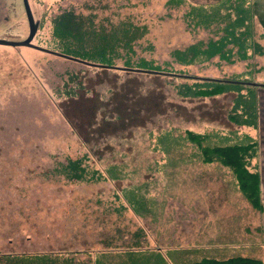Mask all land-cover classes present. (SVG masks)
Instances as JSON below:
<instances>
[{"label": "rangeland", "instance_id": "374dc122", "mask_svg": "<svg viewBox=\"0 0 264 264\" xmlns=\"http://www.w3.org/2000/svg\"><path fill=\"white\" fill-rule=\"evenodd\" d=\"M28 5L37 28L35 46L109 68L0 45V264H162L158 254L127 253L159 249L171 264L183 257L172 250L188 245L195 246V261L208 257L202 249L213 244L264 243V213L251 210L234 170L216 158L209 162L204 151L264 146V89L255 85L264 84V0H28ZM249 7L254 19L248 40L254 47L241 51L229 43L227 57L176 62L175 50L221 40L236 9ZM66 12L78 17L82 32L99 35L62 48L53 37V20ZM125 24L141 34L130 46ZM29 35L24 1L0 0V40L22 42ZM106 42L112 46L104 52ZM222 82L228 87L220 95H184L188 88ZM260 99L259 106L246 108L244 102ZM254 156L256 149L252 172ZM69 162L83 168L75 170ZM12 173L14 186L2 183ZM143 178L152 191L139 204L121 183ZM146 204L152 213L140 216L135 207ZM138 229L148 235L143 249L126 248ZM242 253L232 247L221 255ZM15 254L49 258L24 263L9 258Z\"/></svg>", "mask_w": 264, "mask_h": 264}, {"label": "trees", "instance_id": "16d2710c", "mask_svg": "<svg viewBox=\"0 0 264 264\" xmlns=\"http://www.w3.org/2000/svg\"><path fill=\"white\" fill-rule=\"evenodd\" d=\"M237 10V21L230 22L227 27L224 29L226 36L223 37L219 41L212 42L208 44L207 47H201L202 44L192 45L184 50H175L172 53V56L176 60V62L184 65L191 64L195 58L197 59H210L213 56L219 55L220 57L224 58L231 54L230 50L226 49V45L229 43H233L239 45L241 49L251 48L254 45L249 44L248 37L245 38L244 41H241L238 37H236L235 32L237 28L242 27L247 20L254 16L253 8L249 7L247 9L241 8ZM34 19V18H33ZM36 26V25H35ZM127 29H125L126 35L124 39L126 41V46H130L135 39H138L141 34L140 31H130L131 26L125 24ZM136 29L137 28H133ZM80 27V22L78 21V17L74 15L72 12H66L63 14L58 15L53 20V37L57 41H59L62 45V48L68 47L70 50L73 46H75L78 42H83L85 39L91 40L96 37L98 34L94 30L92 33L82 32ZM37 32V28H36ZM129 34L133 36L130 38L127 37ZM139 34V36H138ZM37 33L35 34L36 37ZM99 35V34H98ZM115 35V34H114ZM117 36V34L115 35ZM34 37V38H35ZM101 38L107 39L105 36ZM34 40V39H33ZM112 46L111 43L106 42L102 47L104 48V52L108 47ZM256 48H258V44H255ZM259 50V48H258ZM66 54L64 51H62ZM95 54L99 55L101 52L94 50ZM92 55V52H89ZM68 55V54H67ZM227 55V56H226ZM243 56V55H242ZM145 67H147V62H145ZM159 70V69H158ZM227 87L225 83H217L212 84L209 86H205L203 88L193 89H186L184 92L185 96H200V97H211L220 95L226 92ZM252 97V96H250ZM255 99V98H254ZM246 108L250 107L251 103L254 105L257 104L256 100L253 102H244ZM249 115V114H247ZM188 136L190 138L197 139L198 136H194L192 133L189 132ZM258 142V141H257ZM256 149V142L250 143L248 146H240V145H233V146H224V147H214L205 149V154L207 155V160L209 162L214 161L216 158L217 161L221 162L224 165L231 167L237 175L238 181L240 182L239 186L242 193L245 195L247 200L252 204V206L264 213V206L262 204L261 199V189H260V179L256 172H252L249 169L250 159L252 158L253 154H255ZM250 155V156H248ZM251 168V167H250ZM14 173L10 174L6 179L2 180V183H6L10 181L11 186H14ZM13 179V180H12ZM49 255H41V254H33V255H26V254H15L11 258V260L16 259L18 262L24 263H32V260H40L41 262L43 259H48ZM33 264V263H32ZM171 264H174L171 262ZM187 264H263L262 261L249 258V257H232L228 259H215V258H208V257H201L200 259H196L195 261H189Z\"/></svg>", "mask_w": 264, "mask_h": 264}, {"label": "crops", "instance_id": "0c3cea01", "mask_svg": "<svg viewBox=\"0 0 264 264\" xmlns=\"http://www.w3.org/2000/svg\"><path fill=\"white\" fill-rule=\"evenodd\" d=\"M263 101V99H260L257 101V105L259 106V103L260 101ZM261 105H264V103H261ZM257 115V122L260 123V125H262V122H263V113L262 115ZM264 153V146H261L259 148H256V156L253 157L254 161H252V169H253V172H256L259 176V179H260V185H261V191H262V199L264 200V156L262 155ZM69 165H71V168H73V166L75 167V170L77 168H83L82 164L80 162H69ZM82 166V167H80ZM113 169H120V167H118L117 165H113ZM122 166H125L122 165ZM126 167V166H125ZM134 167H137V169H141L140 165L138 166H134ZM128 167H126L125 169H127ZM131 168V167H129ZM133 168V167H132ZM138 173V172H137ZM136 173V174H137ZM125 174V173H123ZM71 176V174H70ZM139 182H133L131 184H129V186H133V188H126V187H129V186H125L124 184L127 183L126 181H123V183H121V187L124 188V192L127 194L125 195H133L131 196L132 198H134V201L135 203L138 202L140 204V202H144V200H148V192L152 191L150 190L149 188V183L148 181L145 180V178L142 179H138ZM137 195V196H136ZM145 206V205H144ZM144 206L143 208L139 207V206H136L135 207V211H136V208L138 209V214L140 216H144V217H148L149 214L152 213V210L153 208H150L149 205L147 206L146 204V207L144 209ZM250 208L251 210L254 211H257L253 206L252 204H250ZM112 210H114L112 208ZM264 216V214L262 215ZM256 226V225H255ZM250 227V226H248ZM252 228L250 227V230ZM238 232H241V230ZM249 233H253L255 235V237H257V234L258 232L256 230H252L251 232ZM148 237V235L146 236V232L142 229H138L137 231H135L133 233V240H132V245H128V247L126 248H133V247H136L137 245H139L138 247H140V249H143V244L145 243L146 241V238ZM188 238V236H186V239ZM143 240V241H141ZM142 243V244H141ZM234 244V243H233ZM233 244H225V243H217V244H213V245H210V246H206L204 247L202 250L204 251H209L211 254L208 256L209 258H215V259H228V258H232V257H227V256H222L221 254H223L225 251H227L228 249H231L232 247H234V249H241V251L243 252L242 254L240 255H236V256H233V257H238V256H241V257H249V258H253V259H257V260H261L264 264V243L258 241V240H250V241H247V243H245L246 246H237V245H233ZM239 244V243H238ZM145 248H147V246H145ZM149 248V247H148ZM187 249V250H185ZM193 249H195V246L193 245H188L186 248H180V249H175V250H172V252L174 253H182L183 257L179 260H177L176 262H173L174 264H185L187 263L188 261H193L194 260V257L193 256ZM131 250V249H130ZM245 250H250V252L248 253H245ZM128 254L129 253H132V254H149V255H152V254H158L160 256V261L162 264H168L167 262V257L166 255L159 249V250H150V251H147V250H143V251H138V250H134V251H130V252H127ZM125 254V253H124ZM116 255V254H115ZM57 259L58 257L55 256ZM157 257V256H156ZM52 258V256L50 257V259ZM162 260L165 261L162 262ZM68 261V260H66ZM54 263V262H52ZM56 264V263H54ZM67 264H72L71 262L67 263ZM77 264V263H76ZM97 264H100V263H97ZM102 264V263H101Z\"/></svg>", "mask_w": 264, "mask_h": 264}, {"label": "water", "instance_id": "95a60500", "mask_svg": "<svg viewBox=\"0 0 264 264\" xmlns=\"http://www.w3.org/2000/svg\"><path fill=\"white\" fill-rule=\"evenodd\" d=\"M23 1H24L25 9H26V14H27L29 26H30V35H29V37L26 40L22 41V42H10V41H5V40H0V45L15 46V47H19V46L32 47V48H36V49H39V50H42V51H46V52H48V53H50L52 55L58 56L60 58L67 59V60H70V61L79 62V63H83V64L88 65V66L109 68V66L89 63V62L82 61L80 59H77V58L62 54V53H58V52L51 51V50H46L44 48H40L38 46H35L32 43V41H33V39L35 37V34H36V26L34 24V19H33L32 15H31V12H30V9H29L28 0H23ZM131 70H133V69H131ZM133 71H136V70H133ZM255 85H258V84H255ZM262 86H264V85H262Z\"/></svg>", "mask_w": 264, "mask_h": 264}, {"label": "flooded vegetation", "instance_id": "af4514ba", "mask_svg": "<svg viewBox=\"0 0 264 264\" xmlns=\"http://www.w3.org/2000/svg\"><path fill=\"white\" fill-rule=\"evenodd\" d=\"M237 19H238V17L236 18V20L235 21H237ZM253 19H254V17H252V18H250L249 20H247L246 22H245V25H246V27H244V28H239L240 30H239V33H237V35H236V33H235V35L238 37V36H240V40L242 41L243 40V38L245 37V38H252V32H251V28H252V24H253ZM262 23L264 24V22H263V20H262ZM243 29H245V30H243ZM238 31V30H237ZM226 34V33H225ZM102 36H105L106 38H107V40H110V38H111V36H109L108 34H102ZM114 36V35H113ZM226 36V35H225ZM224 36V37H225ZM113 40H114V38H113ZM219 41V40H218ZM241 49V48H240ZM241 51H243L242 49H241ZM59 53V52H58ZM239 54H241V53H239ZM258 85H264V84H258ZM259 89L260 90H263L264 89V86L263 87H259Z\"/></svg>", "mask_w": 264, "mask_h": 264}]
</instances>
